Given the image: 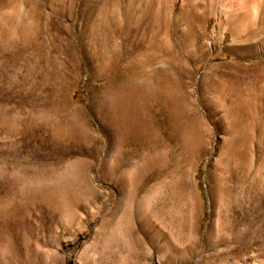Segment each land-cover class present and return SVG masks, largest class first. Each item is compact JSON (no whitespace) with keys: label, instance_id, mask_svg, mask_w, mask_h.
<instances>
[{"label":"rangeland","instance_id":"1","mask_svg":"<svg viewBox=\"0 0 264 264\" xmlns=\"http://www.w3.org/2000/svg\"><path fill=\"white\" fill-rule=\"evenodd\" d=\"M263 83L264 0H0V264H264Z\"/></svg>","mask_w":264,"mask_h":264},{"label":"bare ground","instance_id":"2","mask_svg":"<svg viewBox=\"0 0 264 264\" xmlns=\"http://www.w3.org/2000/svg\"><path fill=\"white\" fill-rule=\"evenodd\" d=\"M242 5V4H241ZM69 6V5H68ZM13 13V12H12ZM234 22V21H233ZM236 22V21H235ZM234 22V23H235ZM237 24V23H236ZM13 25V24H12ZM62 25V24H61ZM29 26V23H28V21L27 20H25V28L26 27H28ZM69 26H71V25H69ZM72 27V26H71ZM67 28V27H66ZM73 28V27H72ZM72 28H71V31H72ZM46 29V28H45ZM63 29V28H62ZM68 31H69V28H68ZM39 32V31H38ZM53 32V31H52ZM56 32V31H55ZM62 32V31H61ZM67 32V31H66ZM60 33V32H59ZM70 33V32H69ZM61 34H63V33H61ZM67 34V33H66ZM110 34V33H109ZM64 35V34H63ZM71 36H72V34H70ZM106 36V35H105ZM54 37H56V36H54ZM61 37H62V35H61ZM65 37H67V36H65ZM73 37V36H72ZM71 37V38H72ZM58 38H59V36H58ZM106 38H107V36H106ZM64 39H67V38H64ZM64 39L62 40L63 41V44H65L64 43ZM50 40H51V38H50ZM59 40V39H58ZM52 41H53V39H52ZM67 41V40H66ZM65 41V42H66ZM106 41H107V39H106ZM58 42V41H57ZM72 42V41H71ZM62 44V43H61ZM62 44V45H63ZM66 45V44H65ZM60 46V45H59ZM60 51V50H59ZM62 52H63V54L67 57V56H72L73 55V48H72V46H67L64 50H62ZM146 55V54H145ZM152 54H150L149 56H146V58L142 61V62H144L143 64H145V65H148V64H150V62H151V58H152ZM71 58V57H70ZM71 61V60H70ZM70 61H68V62H70ZM95 62V61H94ZM139 62V61H138ZM33 63H35V62H33ZM71 63H74V62H71ZM36 64V63H35ZM52 64H53V61H52ZM75 64V63H74ZM33 65V64H32ZM110 66V65H109ZM30 67V66H29ZM72 67H74V66H72ZM123 68V67H122ZM122 68H120V69H122ZM131 68V67H130ZM29 70H27V72L28 73H30V72H32L34 69H31V68H28ZM38 71V70H37ZM36 72V71H35ZM124 72V71H123ZM127 72V71H126ZM125 73V72H124ZM33 74V73H32ZM156 74V73H155ZM32 76V75H31ZM127 77V76H126ZM146 77V76H145ZM28 81V80H27ZM144 82V81H143ZM69 85V84H68ZM118 85V84H117ZM145 85V84H144ZM143 85V86H144ZM67 86V85H66ZM123 86V85H122ZM120 87V86H119ZM124 87H125V85H124ZM123 87V88H124ZM58 88V87H57ZM66 88V87H65ZM138 88V87H137ZM255 88V87H254ZM120 89V88H119ZM139 89H141V88H139ZM145 89V88H144ZM144 89H142V90H144ZM255 89H258V92H260L261 94H263L262 95V99H261V101H259L260 103H258V100H259V98H258V100L257 99H254V98H248V100L246 101V103L245 104H242V105H240L238 108H241V109H245L244 110V112L246 111H248V109H247V106H250V107H252V106H258V107H262V106H264V83L259 87V88H255ZM121 90V89H120ZM124 90V89H123ZM162 90V89H161ZM65 91V90H64ZM128 91V90H127ZM126 92V91H125ZM139 92H141V90L139 91ZM124 93V92H123ZM129 93V92H128ZM226 93V92H225ZM225 93H218V95H217V97H216V99L218 98V100H219V103H220V110H221V112H222V115L219 117V128H218V130H219V132L223 135V144H225V143H227L228 141H230L231 139H233V127H232V122H234L233 120L235 119V115H233V114H231V112H230V107H229V105H228V99H227V95L225 94ZM125 94V93H124ZM140 94V93H139ZM159 94V98H161L162 100H163V102L166 104V105H170V104H172V102H173V95H171L169 92H165V91H163V92H159L158 93ZM229 94V93H228ZM131 95V94H130ZM137 95H138V93H137ZM136 95V96H137ZM157 95V94H156ZM230 95V94H229ZM252 95H253V93H252ZM135 96V97H136ZM231 96V95H230ZM119 97H120V95H119ZM139 97V96H138ZM155 98H157L156 96H155ZM231 98H232V96H231ZM236 98V97H235ZM235 98H234V102L236 101L235 100ZM188 99V98H187ZM237 99V98H236ZM239 99V98H238ZM237 99V100H238ZM159 100V99H158ZM205 100V99H204ZM245 100H246V98H245ZM177 101V100H176ZM186 102V101H185ZM205 102V101H204ZM210 102V101H209ZM213 103V102H212ZM162 104V103H161ZM164 104V105H165ZM172 106V105H171ZM170 107V106H169ZM168 107V108H169ZM174 107V106H173ZM172 107V108H173ZM237 108V109H238ZM249 108V107H248ZM255 108V107H254ZM177 109H178V107H177ZM162 110V109H161ZM169 110H170V108H169ZM232 110V109H231ZM236 110V109H235ZM174 111V110H173ZM238 111V110H237ZM243 112V111H242ZM245 112V113H246ZM257 112V111H256ZM144 113V112H143ZM169 113V112H168ZM125 114V113H124ZM235 114V113H234ZM237 114V113H236ZM126 115V114H125ZM166 115H167V113H166ZM264 115V114H263ZM262 115V116H263ZM148 116H150V115H148ZM185 116V115H184ZM183 116V117H184ZM191 116V115H190ZM245 116V115H244ZM251 116V115H250ZM141 117H143V116H141ZM140 117V118H141ZM166 117H168V116H166ZM182 117V118H183ZM169 118V117H168ZM170 118H171V116H170ZM240 118V117H239ZM261 118V117H260ZM122 119H124V118H122ZM167 119V118H166ZM173 119V118H172ZM184 119H185V117H184ZM183 119V120H184ZM186 119H188V120H190V121H192V122H195L197 119H198V117L196 118V116H191V117H189V116H187L186 117ZM245 119H246V117H245ZM248 119V118H247ZM151 120V119H150ZM252 120V119H251ZM256 120V119H255ZM179 121V120H178ZM149 121H147V123H148ZM241 122V121H240ZM239 122V123H240ZM246 122V121H245ZM79 123V122H78ZM167 123V122H166ZM176 123H178V122H176ZM182 123V122H181ZM236 123V122H235ZM238 123V124H239ZM256 123V122H255ZM254 123V124H255ZM258 123V122H257ZM157 124H159V123H157ZM171 124V123H170ZM218 124V123H217ZM238 124H237V126H238ZM141 125V124H140ZM184 125H186V124H184ZM246 125V124H245ZM251 125V124H250ZM253 125V124H252ZM154 126V127H153ZM152 127H153V129H152V132H154V136H153V139L155 140V142L157 143V142H159L160 143V141H162V142H165V143H167V144H172V145H174V143H176V141L179 139L180 140V144H181V148L183 149L182 151H186V147H185V134L183 133V130L180 128H178L177 126V128L179 129V131H178V129H177V131H173V129H172V127H171V129H172V131H170V133H167L164 137L163 136H161L160 134H159V132H161L160 130H161V128H160V126L158 127L156 124L155 125H153ZM162 126V128H163V125H161ZM168 126V125H167ZM236 126V125H235ZM242 126V125H241ZM240 126V127H241ZM151 127V128H152ZM192 127V126H191ZM199 127V126H198ZM150 128V129H151ZM186 128V127H185ZM236 128V127H235ZM238 128V127H237ZM255 128H256V126H255ZM82 129V128H81ZM164 129V128H163ZM167 129V128H166ZM188 129V128H187ZM241 129H242V127H241ZM259 129V128H258ZM239 130V129H238ZM248 130V129H247ZM246 130V131H247ZM252 131H253V129H251ZM250 129H249V132L251 131ZM257 130V129H256ZM169 131V130H168ZM259 131H260V129H259ZM167 132V131H166ZM237 132V131H236ZM241 132H242V130H241ZM254 132V131H253ZM262 132V131H261ZM138 133V132H137ZM163 133V132H162ZM245 133V132H244ZM248 133V132H247ZM246 133V134H247ZM237 134V133H236ZM242 135H243V133H241ZM256 134V133H255ZM263 134V133H262ZM163 135H164V133H163ZM239 136V135H238ZM244 136V135H243ZM252 136V135H251ZM146 137V136H145ZM188 137V136H187ZM178 138V139H177ZM189 138V137H188ZM253 138H255V137H253ZM252 138V139H253ZM261 138H263V137H261ZM244 140H245V138H243ZM246 139H247V137H246ZM260 139V138H259ZM153 140V141H154ZM235 140V139H234ZM239 140V139H238ZM249 140V139H248ZM250 141V140H249ZM253 141H254V139H253ZM256 141V140H255ZM235 142V141H234ZM247 142V141H246ZM249 143V142H248ZM154 144V143H153ZM159 145V144H158ZM162 146V145H161ZM160 146V147H161ZM188 146V145H187ZM232 146V145H231ZM261 146V145H260ZM153 147V145H151V147H149L150 149H149V154L151 153V155L153 154L154 155V153H155V148H152ZM168 147V146H167ZM162 148V147H161ZM148 151V150H147ZM264 151V150H263ZM160 152V151H159ZM158 152V153H159ZM225 152V151H224ZM147 154V153H146ZM162 154V153H161ZM161 154H158V156L159 155H161ZM182 154V153H181ZM184 155V154H183ZM185 155H186V153H185ZM147 156H149V155H147ZM163 156V155H162ZM189 156V155H188ZM150 157V156H149ZM149 157H147V158H144V160H143V162L144 163H146V162H148L150 159H148ZM154 157V156H153ZM156 157V156H155ZM150 162V161H149ZM261 162H263V161H261ZM262 168V167H261ZM256 171V170H255ZM184 175V174H183ZM253 181H257L258 183L261 181V182H263L264 183V174L263 175H259V176H257L256 178H253L252 179ZM251 180V181H252ZM179 182V181H178ZM183 185V184H182ZM252 187H253V185H252ZM257 187V186H256ZM182 189H183V187H182ZM262 189V188H261ZM251 190V189H250ZM184 192V191H183ZM260 192V191H259ZM254 193V192H253ZM181 194H183V193H181ZM185 196V195H184ZM183 196V197H184ZM262 197H264V191H263V193H262ZM185 198V197H184ZM183 199V198H182ZM264 201V200H263ZM264 204V203H263ZM158 219V218H157ZM215 221V220H214ZM213 222V221H212ZM212 222H210L209 223V227H211L212 226ZM221 232L222 231H220L219 233L221 234ZM156 234H157V232H156ZM155 234V235H156ZM162 234V233H161ZM263 234V233H262ZM156 237H158V239H159V235L157 236L156 235ZM166 238V237H165ZM155 239V238H154ZM158 244V243H157ZM166 245V244H165Z\"/></svg>","mask_w":264,"mask_h":264}]
</instances>
